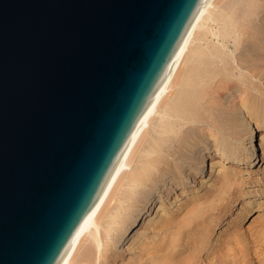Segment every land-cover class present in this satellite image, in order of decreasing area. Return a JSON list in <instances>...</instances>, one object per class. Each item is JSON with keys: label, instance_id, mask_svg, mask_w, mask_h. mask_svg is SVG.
Segmentation results:
<instances>
[{"label": "water", "instance_id": "water-1", "mask_svg": "<svg viewBox=\"0 0 264 264\" xmlns=\"http://www.w3.org/2000/svg\"><path fill=\"white\" fill-rule=\"evenodd\" d=\"M201 0H0V264H58Z\"/></svg>", "mask_w": 264, "mask_h": 264}, {"label": "bare ground", "instance_id": "bare-ground-1", "mask_svg": "<svg viewBox=\"0 0 264 264\" xmlns=\"http://www.w3.org/2000/svg\"><path fill=\"white\" fill-rule=\"evenodd\" d=\"M263 86L264 0H201L58 264H264Z\"/></svg>", "mask_w": 264, "mask_h": 264}, {"label": "rangeland", "instance_id": "rangeland-1", "mask_svg": "<svg viewBox=\"0 0 264 264\" xmlns=\"http://www.w3.org/2000/svg\"><path fill=\"white\" fill-rule=\"evenodd\" d=\"M211 7V6H210ZM264 88V86H263ZM264 90V89H263ZM248 118L251 120L252 122V125H253V128L255 129V132H256V140L258 142V145H259V149H258V155L256 156V158L253 160V163L251 165V168H249V173H245L246 175H249L250 173H253V174H256L259 173L261 174L262 172H264V124L262 123L263 120H259L257 118H252L250 116H248ZM236 142H237V139H236ZM235 144V143H234ZM217 155L214 154V158H213V162H214V165L216 166V169L219 170V167L217 165ZM217 171V170H216ZM257 172V173H256ZM264 179H259V180H256L253 185H247V189L250 190V191H254V189L256 188V186L260 185L262 182H263ZM176 195V191L173 190L172 192V197H174ZM253 196V195H252ZM257 196H260L259 194H257L255 197ZM264 198V196H263ZM241 205V203L239 202V204L237 205V207H239ZM237 209V208H236ZM235 208H232L233 210V213H235ZM149 213V211L145 214L147 215ZM144 215V216H145ZM141 217V219L138 221L137 224H135L133 227H132V235L133 233L135 234L138 229H141L142 227V219L143 217ZM228 217V215H227ZM146 219V218H145ZM227 220V219H226ZM246 221L243 222L244 226H247V224L249 223V221L247 223H245ZM127 243H124L123 245V249H124V252L126 251L125 248H127V245L129 244V240L126 241ZM95 264V263H94ZM97 264V263H96ZM118 264V263H117ZM254 264H257V263H254Z\"/></svg>", "mask_w": 264, "mask_h": 264}]
</instances>
